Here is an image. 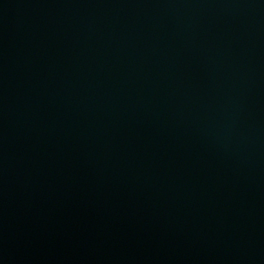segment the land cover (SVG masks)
I'll list each match as a JSON object with an SVG mask.
<instances>
[{
    "label": "water",
    "instance_id": "1",
    "mask_svg": "<svg viewBox=\"0 0 264 264\" xmlns=\"http://www.w3.org/2000/svg\"><path fill=\"white\" fill-rule=\"evenodd\" d=\"M0 264H264V0H0Z\"/></svg>",
    "mask_w": 264,
    "mask_h": 264
}]
</instances>
